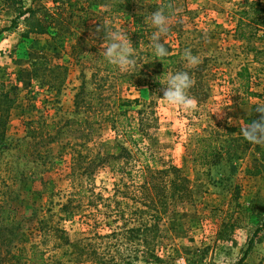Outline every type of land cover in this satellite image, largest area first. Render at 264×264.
<instances>
[{"label": "rangeland", "instance_id": "obj_1", "mask_svg": "<svg viewBox=\"0 0 264 264\" xmlns=\"http://www.w3.org/2000/svg\"><path fill=\"white\" fill-rule=\"evenodd\" d=\"M78 1L74 20L57 18L49 33L23 37L24 17L14 23L18 12L0 0V82L14 97L0 124V206L16 207L10 213L16 222L3 224L0 218V230L20 255L0 264H215L221 255L233 264H264V229L255 236L264 222V145L249 144L239 127L259 119L255 107L264 104V54L256 52L264 43L243 38L241 32L251 29L237 27L241 18L250 23L240 11L254 0ZM23 3L54 10L52 0ZM169 4L173 26L162 37L168 53L191 49L203 66L199 86L207 94L189 111L168 106L160 98L162 85L154 92L131 86L99 56L104 33L97 28L122 30L131 39L133 13L147 17ZM144 23L132 72L153 51L155 29ZM58 34L65 35L64 46ZM36 59L44 63L35 66ZM244 66L250 91L261 96L247 93L238 76ZM171 74L161 76V83ZM120 97L140 100L133 108L142 112L130 120L147 121L143 153L128 141L121 115L112 118L121 109ZM213 130L242 138L231 141L219 164L204 165L197 138ZM23 138L31 148L19 158L16 147ZM122 146L130 156L111 158ZM147 161L153 168H181L192 194L172 204L158 227L137 232L143 218L154 223V212L139 211Z\"/></svg>", "mask_w": 264, "mask_h": 264}, {"label": "trees", "instance_id": "obj_2", "mask_svg": "<svg viewBox=\"0 0 264 264\" xmlns=\"http://www.w3.org/2000/svg\"><path fill=\"white\" fill-rule=\"evenodd\" d=\"M5 4L11 6L18 15L14 19V23L17 22L18 19L24 17L27 30L23 33V37H29L31 34H47L50 32V29L55 24V20L57 18H61L65 20L69 18L70 20H74V14L76 10V6L79 3L78 0H52L54 4V10H49L46 8H32V7H24L22 6L23 0H3ZM19 4L21 5L19 7ZM121 10H123L121 8ZM70 13V16L67 17L64 14ZM242 16H246L249 18L250 23H245L244 19L241 18L239 20V24L237 27H242L243 25L249 27L251 30L248 32H241V36L244 38H251L249 36H255L260 42L264 43V1L263 0H254L250 2L247 7H243L242 11H240ZM133 24L135 29L133 31V35L130 39L133 46L138 49L141 45V38H145V30L146 25L143 21L144 14L143 13H133ZM56 38L59 40L62 46L65 45V35L58 34ZM144 40V39H143ZM147 41H145L146 43ZM187 48L180 49L177 53H168V55L163 58L162 61L157 59L153 51H146L144 54L142 61L141 70H137L135 72H127L122 76L125 80L130 82L131 86L135 88H140L141 86H148L151 91H155L158 87L161 86V83L157 78L161 76H166L169 73H175L177 71H187L193 80V85L189 89V95L194 98L196 102H200L203 100L202 94L206 95L207 92L204 91L199 85V78L202 74V65H197L195 67H186L185 60H183L182 54L184 50ZM149 50V49H148ZM257 53L264 54V46L256 49ZM44 63V59H36L32 61L33 65H41ZM238 76L241 80H243V84L247 89V93L255 94L256 96H261V94H256L254 91H250V71L247 66H244L238 72ZM198 81V82H197ZM85 87L84 85L81 87V91L76 95V103L79 105V99L82 95H84ZM251 92V93H250ZM118 102L121 103V109L119 111H115L114 115H121V122L128 123V129H125L124 133L128 138V141L136 147L140 152H144L142 147H139L140 143H144L145 135L147 134L146 129V119L144 117H140L139 121H131L130 119H134L136 117L135 113L138 115L142 112V110H138L133 108L134 105H138L140 100L123 98L120 97L117 99ZM14 101V97H12V92L6 91L4 88V83L0 82V124L4 125L5 119L7 118V114L9 112V108L11 107ZM116 102V101H115ZM37 138V137H35ZM242 137H234L231 132L219 133L218 131H210L209 135L200 136L197 138V143L199 144V148L197 151L198 160L201 161L204 165H216L219 164L224 157V153L226 152L228 145L232 140ZM31 141L27 138H23L17 142V154L19 158L27 157L29 155ZM25 147H29V150L23 152ZM130 156V150L122 146L121 154L114 155L111 158L119 159L128 158L126 155ZM147 158V157H146ZM148 160V158H147ZM147 161L144 163L143 170L140 175L139 182V192L141 194L140 200L142 206L139 211L142 213L154 212L151 218H153L154 223H148L143 218L142 225L135 229L137 232L143 230L142 226L145 229H155L158 227L156 222L162 219V216L169 212L172 204L174 205L176 202L184 203L191 196L192 189L190 186V180L186 177L178 166L175 165H166L163 168H153ZM172 200H174L172 202ZM11 210H16V207L13 206L12 203L9 206H0V218H2V223H12L16 222V219H11L10 213ZM148 210V211H147ZM264 229V222L262 226L257 229L255 232V236ZM3 230H0V259H6L8 255L11 258H15L18 260L20 255H16L9 249V244L12 242L8 241L5 243L4 236L2 234ZM22 237H20L21 239ZM221 238L228 239V235H226L225 231H222ZM254 246V238H252L248 252ZM37 246H33V252H36ZM156 259L154 253L151 254Z\"/></svg>", "mask_w": 264, "mask_h": 264}, {"label": "clouds", "instance_id": "obj_3", "mask_svg": "<svg viewBox=\"0 0 264 264\" xmlns=\"http://www.w3.org/2000/svg\"><path fill=\"white\" fill-rule=\"evenodd\" d=\"M174 9L171 4L161 6L144 17V22L149 23L155 31L151 36V46L154 56L160 61L168 55V48L162 37L167 35L173 24ZM97 32L103 31L104 42L100 45L99 56L103 57L110 65L114 66L121 73L132 72L136 68L135 47L131 43L125 31L113 30L100 26ZM190 67L197 66L201 60L198 55H193L191 49H185L182 57ZM161 83L160 77L157 78ZM161 85L163 99L168 106L193 110L196 107L194 98L189 95V89L193 85V80L187 71H177L168 75L166 81ZM255 112L259 113V119L250 123L240 125V135L249 143L264 145V104H258ZM231 122V121H230ZM215 264H233L229 257L219 256Z\"/></svg>", "mask_w": 264, "mask_h": 264}, {"label": "crops", "instance_id": "obj_4", "mask_svg": "<svg viewBox=\"0 0 264 264\" xmlns=\"http://www.w3.org/2000/svg\"><path fill=\"white\" fill-rule=\"evenodd\" d=\"M262 46H264L263 44H261Z\"/></svg>", "mask_w": 264, "mask_h": 264}]
</instances>
